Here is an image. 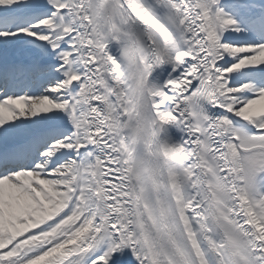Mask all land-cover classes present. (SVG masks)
Segmentation results:
<instances>
[{
    "label": "snow or ice",
    "instance_id": "6c2138e0",
    "mask_svg": "<svg viewBox=\"0 0 264 264\" xmlns=\"http://www.w3.org/2000/svg\"><path fill=\"white\" fill-rule=\"evenodd\" d=\"M0 264H264V0H0Z\"/></svg>",
    "mask_w": 264,
    "mask_h": 264
}]
</instances>
